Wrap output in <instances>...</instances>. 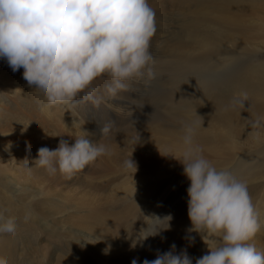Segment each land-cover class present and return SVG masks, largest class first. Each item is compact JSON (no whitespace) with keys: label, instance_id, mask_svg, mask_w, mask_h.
Here are the masks:
<instances>
[{"label":"bare ground","instance_id":"6f19581e","mask_svg":"<svg viewBox=\"0 0 264 264\" xmlns=\"http://www.w3.org/2000/svg\"><path fill=\"white\" fill-rule=\"evenodd\" d=\"M174 1L182 10L184 20L178 19L181 30L175 39L159 42V57L152 65L158 70L150 79L155 90L147 95L138 100L133 97V91L139 85L138 79H133L127 90L109 96L105 86L111 81L104 75L93 82L101 91L97 92L96 103H92L86 116L82 110H76L83 101L41 110L44 98L24 83L16 100L10 99L0 105V214H6L17 225L14 237L0 238V264H40L43 260L54 263L53 249L59 229L53 221L57 214L69 208L91 209L86 215L96 220L86 225V215L80 211L86 218H82V227L90 231L73 226L68 231L76 230L71 242L76 241V236H81L80 240L87 243L93 241V232L96 242L101 239L104 244L98 248L99 245L92 243L89 247L98 251L110 245L106 255L116 256L119 264H131L133 259L143 264L145 258L155 259L158 251L170 250V243H175L178 252L186 248L195 264V258L205 254L196 234L190 235L184 245H178L176 235L162 230L160 234L150 236L153 237L151 243L154 242L150 247L137 245L133 248L132 240L123 237L117 214L110 215V209L104 208L105 204H113L117 195L124 196L123 199L136 196L132 201H126V208L132 210V218L148 213L155 202L162 207L167 204L172 194L165 192L163 187L173 178L169 173L183 170L178 159H182L185 148V125L193 127L194 146L214 166L228 168L241 179L253 168L259 178H264V53L259 45L253 44V37L264 39V17L258 25L248 28L246 17L254 11L246 10L249 7L239 8L258 0H232L229 4L223 0L207 3L203 0ZM148 2L155 11L158 34L165 32L172 15L164 8V0ZM153 37L150 51L154 45H159L157 37ZM4 69L0 67V75L7 74ZM14 73L19 74L23 82V75L19 72L11 74ZM236 95L238 99L234 100ZM120 102H124L122 106L118 105ZM147 104L148 107H141ZM130 121L132 124L124 126ZM105 123L112 131L109 140L115 143L96 163L94 175L98 179L86 180L83 187L72 189L66 188V182L68 179L76 182L83 169L66 176L49 175L43 168L25 167L24 164L33 166L40 147L54 149L61 138L69 143H74L76 136L98 140ZM27 149H30V155ZM253 151L259 156L256 161L250 158ZM131 158L137 169L124 166L123 162ZM54 193L55 199L62 202L59 207L49 202ZM187 200L181 205L184 208L188 206ZM44 201L50 206L46 212L40 207ZM43 232L54 247L45 250L41 245ZM191 237L195 239L191 240ZM251 243L264 250V227L260 226ZM78 256L80 264H88L85 256ZM70 263L71 260L66 258L57 264Z\"/></svg>","mask_w":264,"mask_h":264},{"label":"clouds","instance_id":"9594fccd","mask_svg":"<svg viewBox=\"0 0 264 264\" xmlns=\"http://www.w3.org/2000/svg\"><path fill=\"white\" fill-rule=\"evenodd\" d=\"M155 31V11L148 0H0V58L23 75L27 88L44 98L41 110L95 101L91 85L104 75L111 81L105 86L109 96L127 90L133 79L147 83L155 75L150 51ZM184 131L185 148L178 160L190 181L188 231L204 240L219 238V244L207 245L209 251L195 258V264H264V250L251 243L260 223L247 182L228 168L214 166L194 146L191 125ZM100 132L98 141L76 136L74 143L61 138L54 149L42 146L33 166L24 165L43 168L49 175L72 176L109 153L102 142L109 124ZM123 163L137 169L132 158ZM146 217L147 226L135 234L133 248L169 229L173 219L172 214ZM16 229L12 219L0 214V238L14 237ZM176 247L173 243L170 250L158 251L155 259L145 258L143 264H193L187 249L178 252ZM109 249L110 245L104 252Z\"/></svg>","mask_w":264,"mask_h":264},{"label":"rangeland","instance_id":"374dc122","mask_svg":"<svg viewBox=\"0 0 264 264\" xmlns=\"http://www.w3.org/2000/svg\"><path fill=\"white\" fill-rule=\"evenodd\" d=\"M207 1L218 2L220 0H203V3H207ZM223 1L228 2V4H229V2L232 0H223ZM248 3L250 5H243L241 7H239V6L238 7L240 9L243 7H249L246 10L254 11L252 13L250 12V16L246 17L245 25H246V27L249 28V25H258L261 21V17H264V0L249 1ZM164 4H165V5H163L164 8H166V11L172 16L169 18L170 23H169V29L166 30L167 32L165 31L163 33H159L160 34L159 35L158 30L155 31L153 38L155 39L157 37L158 44H159V42H162L164 40L175 39V37L179 34V32L181 30V23L178 21V19L181 21L184 20V15L182 13V10L178 9L174 0H167V1L164 0ZM243 9H245V8H243ZM255 18L258 19V21L255 20ZM216 28L221 29L222 27H216ZM157 34H158V36H157ZM253 39H255V41H253V44L259 45L261 51L264 53V39H257L254 37H253ZM158 47H159V49H158ZM160 50H161V43L157 47H156V45L153 46V48L151 50L152 57H154L152 65L157 63L156 59L159 57ZM0 67H5L4 70L7 72V74H5V75H0V105H1L4 102H8L10 99L16 100L18 98V96L20 95V89L23 87V82L20 79L19 74H15V73L11 74L14 71L8 65L6 59L0 58ZM154 69H155L154 71H157L158 67H156ZM159 69H161V68H159ZM138 84L139 85L137 87V90H134L133 94H132L133 97H135L136 99L137 98L139 99L142 96L147 95L148 93L155 90V87H153L152 82H150V80L147 83H145V80L138 79ZM91 87L95 89V92L93 93V95L96 98L97 92H99V90L101 91V89L98 88L97 86H95L94 84H92ZM7 91H8V93H5ZM4 93H5L6 97H5ZM237 99H238V96L236 95L234 97V100H237ZM83 102L84 103L81 102L78 106H76V108H77L76 110H82V113L84 112L83 114H85V116H86L87 115L86 112H88L92 109V103H96V99H95V101L85 100ZM123 103L124 102H120V103H118V105L122 106ZM148 106H149V104H147L146 106L142 105L141 107H148ZM56 107L57 106L53 107V109H55ZM60 115L64 116V114H62L61 112H60ZM120 121H121V119H120ZM132 122L133 121L125 123L124 126H128L129 124H132ZM119 124H120V122H119ZM124 126L119 125L120 128H124ZM100 137H99V139H100ZM98 140H96V141H98ZM102 142L105 143L108 147L112 146L115 143L113 140H109V133L103 137ZM255 157H257V158L254 159ZM99 158L100 157H98L95 161L91 162L89 165H87L82 170V172H80L81 176L78 175L76 177V180H77L76 182L74 180L68 179V181L66 182V188L76 189V188H79L81 185L83 187V184H86L85 183L86 180L89 181V180L98 179L95 177L94 173L97 171V164L96 163H98ZM250 158H251V160L256 161V160H258L259 156L256 155V151H253L250 154ZM83 174H85V175H83ZM85 176H86V178H85ZM169 176H171L173 178L170 180V183L168 181L164 185L163 188H164L165 192L168 191L169 195L171 193L172 196L171 195L169 196V199L166 201L167 204L164 207L160 206L158 204V202H155L156 204H153L152 209L148 213L143 212V213H140L139 216L132 218V217H130L132 215V210H128L126 208V203H127L126 201L127 200L132 201V199H134L136 196L130 195V196L123 199L124 196L117 195L116 200L115 201L113 200V204L108 203V206H106V204H105L104 208H106L107 211L110 209L109 210L110 215L111 214L113 215V212H114V214H117V216H118L117 222L122 227L123 235H124L123 237H126V238L129 237L131 240H133L135 238V234L142 227L147 226L145 220H148V217H146V216H150L149 214H151V215L157 214L159 216H161V215L165 216L167 214H172V215H174L173 220L171 221L170 228L167 229V232L169 234L173 233V235L177 236L176 243L178 245H184L190 235L196 234V237L200 238L199 243L201 245H203V248L205 249V250L203 249L204 253H206L209 251L208 246L216 247L219 244V238L206 236V238L207 237L208 238L205 239V241H204L205 243H204L203 239L198 235L199 233L188 231V229L191 228V226H192L191 221H190L189 216H188V206L186 208H184V206H181V205L184 203L186 198H188L186 190L189 186V184L187 185V182L189 180L183 174V170L174 171V174H173V172H171V174L169 173ZM245 178L250 179V180H246V182L248 184L249 195L251 197V200H252V203L255 207V210L258 214V220H259L260 226L264 227V225H263L264 224V222H263L264 221V178L263 177L259 178V176L256 175V171L253 168H252V171L249 174H247V176L244 177V179H242V180H245ZM99 193H101V191ZM55 197H56V195L54 193L53 200L49 201V202L50 203H56L57 207H59V204L62 202H59L58 200H56ZM129 197H131V198H129ZM61 200H63V199H61ZM106 201L107 200H104L103 202H106ZM40 207L43 211L46 212L48 210L47 208H49L50 206L48 205V203H46L44 201L43 204L42 203L40 204ZM161 207H162V209L163 208L164 209L161 210ZM156 208H158V209H156ZM73 209L74 208H69V210H66L64 212L57 214L54 221H53V222H56V226L59 229V234L57 235L58 238H57V241L55 242L56 244H54L55 248L53 249V250H55V260L56 259L57 260L55 261L53 259V262L56 264L61 263L66 258H68V260H71L70 264H80L79 261H81V259L78 255H81V256H85L88 259L86 261V263H88V264H103V263L119 264L118 260L116 259V256H112L109 254L107 257L106 253L103 251L104 249H100L97 251V250H93L92 248H90L91 247L90 244L93 243V242H90L91 240L88 242L89 243L88 244L87 242L80 240V238H82L81 236H76L75 237L76 241L71 242V239H73V235H74L73 232L74 231L76 232V230L72 231V233H70L68 231L70 229H72L73 226L77 229H78V227H80L79 229L83 230V231H87V232L90 231V230L88 231V229H86V227H82V226H84L82 223V218H85V216L80 215V211L82 214L86 215L89 212L91 213V209H84V210H78V209L73 210ZM154 209H155V211H154ZM156 211H157V213H156ZM79 215H80V218L78 219L77 217ZM86 218H87L86 225H90L91 222L96 221L95 219H93V216H91V215H86ZM261 222H263V223H261ZM126 234H128V235H126ZM42 236L43 237H42L41 243H43V244H41V245L44 247L45 250L47 248L54 247L49 240V236L45 232L42 233ZM91 237H92L91 239H93V241H95L93 244L99 245L98 248L103 246L104 241L100 239L98 242H96L97 241L95 238L96 235L93 232H91ZM152 239H153V237H150L147 240L143 241V245L150 247V244L154 243L153 241L151 243ZM168 242H171V240H169ZM170 244H173V243H170ZM138 246H140V245L138 244ZM93 247L97 248V246L96 247L93 246ZM75 253H77V254H75ZM54 263H52V264H54ZM40 264H49V262L46 260L45 261L43 260L42 262H40Z\"/></svg>","mask_w":264,"mask_h":264}]
</instances>
